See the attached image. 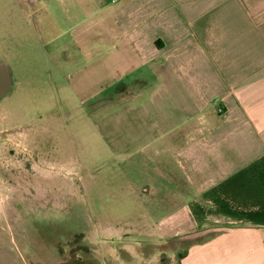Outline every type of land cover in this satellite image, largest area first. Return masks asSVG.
I'll use <instances>...</instances> for the list:
<instances>
[{
	"label": "crops",
	"instance_id": "crops-1",
	"mask_svg": "<svg viewBox=\"0 0 264 264\" xmlns=\"http://www.w3.org/2000/svg\"><path fill=\"white\" fill-rule=\"evenodd\" d=\"M24 1L27 14L59 22L78 49L88 38L106 50L109 80L146 88L158 80L157 136L136 147L156 145L162 155L150 187L172 206L168 242L188 240L185 250L170 249L161 262L165 252H147L124 233L118 254L89 239L88 261L264 264V0ZM160 100L170 103L167 118Z\"/></svg>",
	"mask_w": 264,
	"mask_h": 264
},
{
	"label": "rangeland",
	"instance_id": "rangeland-1",
	"mask_svg": "<svg viewBox=\"0 0 264 264\" xmlns=\"http://www.w3.org/2000/svg\"><path fill=\"white\" fill-rule=\"evenodd\" d=\"M27 8L0 0V77L10 80L0 95V264H107L88 261L89 239L118 254L124 233L165 252L161 262L182 254L188 240L168 242V197L150 187L156 145L136 147L157 136L158 80H109L106 50L88 38L78 49ZM159 104L167 118L170 103Z\"/></svg>",
	"mask_w": 264,
	"mask_h": 264
},
{
	"label": "water",
	"instance_id": "water-1",
	"mask_svg": "<svg viewBox=\"0 0 264 264\" xmlns=\"http://www.w3.org/2000/svg\"><path fill=\"white\" fill-rule=\"evenodd\" d=\"M1 80H0V95L4 94L6 89L8 88V80L6 78V76H1L0 77Z\"/></svg>",
	"mask_w": 264,
	"mask_h": 264
},
{
	"label": "flooded vegetation",
	"instance_id": "flooded-vegetation-1",
	"mask_svg": "<svg viewBox=\"0 0 264 264\" xmlns=\"http://www.w3.org/2000/svg\"><path fill=\"white\" fill-rule=\"evenodd\" d=\"M8 82H10V80Z\"/></svg>",
	"mask_w": 264,
	"mask_h": 264
}]
</instances>
